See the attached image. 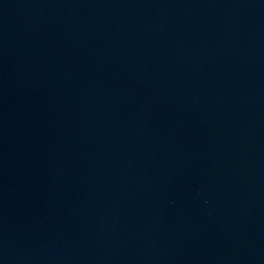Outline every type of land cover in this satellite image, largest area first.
Returning a JSON list of instances; mask_svg holds the SVG:
<instances>
[{
  "label": "water",
  "instance_id": "water-1",
  "mask_svg": "<svg viewBox=\"0 0 264 264\" xmlns=\"http://www.w3.org/2000/svg\"><path fill=\"white\" fill-rule=\"evenodd\" d=\"M0 264H264V0H0Z\"/></svg>",
  "mask_w": 264,
  "mask_h": 264
}]
</instances>
